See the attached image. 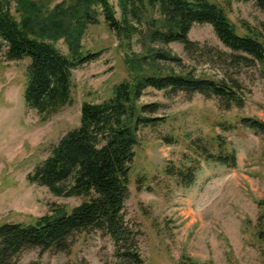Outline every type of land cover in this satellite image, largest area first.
<instances>
[{"label":"rangeland","instance_id":"1","mask_svg":"<svg viewBox=\"0 0 264 264\" xmlns=\"http://www.w3.org/2000/svg\"><path fill=\"white\" fill-rule=\"evenodd\" d=\"M210 1L223 8L237 34H260L264 44V14L253 1ZM109 2L119 18L117 0ZM138 29L143 33L127 46L102 18L90 26L82 44L100 56L72 72L71 103L44 119L23 99L28 61H8L0 40V225L32 224L53 209L69 212L82 202V198L56 197L45 187L30 184L27 175L65 133L79 125L84 102H102L115 85L128 79L127 57L165 51L176 60L157 59L159 71L223 80L235 87L243 107L225 110L216 99L199 94L144 91L137 104L157 109L143 114L155 126L137 131L123 208L126 223L138 231L141 258L144 264H264V207L258 205L264 200V136L240 125L241 118L264 122V64L207 62L206 57H191L178 43L150 41L146 28ZM188 38L200 47L230 52L208 24L193 25ZM57 48L66 53L61 42ZM215 137L235 152L234 169L205 161L191 149L198 139ZM189 158L197 159L199 168L195 182L184 187L170 175L188 165ZM35 262L117 264V259L111 239L91 231L74 234L65 253L33 249L24 252L18 264Z\"/></svg>","mask_w":264,"mask_h":264},{"label":"trees","instance_id":"2","mask_svg":"<svg viewBox=\"0 0 264 264\" xmlns=\"http://www.w3.org/2000/svg\"><path fill=\"white\" fill-rule=\"evenodd\" d=\"M251 1L264 14V0ZM117 5L119 18L109 0H0V40L6 46L5 57L8 61H28L23 91L27 107L44 119L71 103L72 72L100 56L99 52L86 51L82 44L88 28L100 18L127 46L143 33L138 28L144 26L150 41L178 43L191 57L230 65L250 61L264 64L260 34H237L223 8L210 0H117ZM195 24L210 25L230 52L192 42L188 34ZM58 42L66 47L65 54L57 48ZM157 59L176 60L165 51L153 50L145 56L127 57L128 79L115 85L111 96L102 102H84L79 125L65 133L48 157L27 175L30 184L45 187L56 197L83 200L69 212L53 209L32 224H1L0 264H18L21 255L33 249L65 253L74 234L91 231L111 239L117 264H144L138 231L123 216L137 131L155 126L143 114L157 109L139 106L140 97L151 88L171 95L199 94L216 99L225 110L243 107L233 85L189 73L161 72L155 65ZM240 125L264 136L262 121L241 118ZM198 140L191 143V149L199 158L229 169L236 167L235 152L227 150L220 139ZM188 162L170 175L184 187L195 182L199 168L197 159L189 158ZM258 205L264 207V200Z\"/></svg>","mask_w":264,"mask_h":264}]
</instances>
